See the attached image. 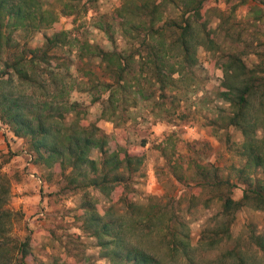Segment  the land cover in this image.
<instances>
[{
    "label": "trees",
    "instance_id": "1",
    "mask_svg": "<svg viewBox=\"0 0 264 264\" xmlns=\"http://www.w3.org/2000/svg\"><path fill=\"white\" fill-rule=\"evenodd\" d=\"M255 1L253 12L260 20L264 0ZM96 2L0 0V122L26 140L37 162L57 167L74 189L84 192L81 230L96 240L101 257L109 264H264V233H257L250 223L245 225L244 239H235L232 248L213 259L197 253H210L231 242L232 227L242 209L264 215V59L249 67L238 53L220 57L223 76L217 95L229 107L226 126L237 128L243 136L236 150L240 163L226 175L213 163L198 164L186 178L210 195L205 200L207 208L211 202L218 206L212 225L201 231L198 246H193L188 225L174 210L172 200L163 203L150 198L145 204L129 200L143 156L131 154L96 127L89 129L85 111L71 101L70 94L85 86L100 90L107 95L101 116L113 121L131 87L130 79L136 81L133 93L144 96L137 79L141 73L150 87H157L161 99L169 90H178L197 65L198 49H219L216 31L205 18L206 0H124L117 11L121 34L129 40L130 47L124 51H104L55 29L59 15L76 22ZM169 7L177 9L178 15L165 17ZM96 27L115 43L110 22L99 19ZM42 28L55 31L44 35L40 47L29 48V39ZM72 50L85 64L98 60L105 79L97 80L94 71L87 83L72 78ZM99 100V95L93 98ZM94 151L98 159L91 158ZM172 169L177 181L184 179L177 172L178 165ZM10 186V179L0 171V264H27L32 257L30 239L10 235L16 218L7 208ZM239 186L241 197L235 200L232 194ZM89 188L110 203L107 209L101 208Z\"/></svg>",
    "mask_w": 264,
    "mask_h": 264
},
{
    "label": "rangeland",
    "instance_id": "2",
    "mask_svg": "<svg viewBox=\"0 0 264 264\" xmlns=\"http://www.w3.org/2000/svg\"><path fill=\"white\" fill-rule=\"evenodd\" d=\"M123 1L97 0L76 22L73 17L59 15L55 29L68 31L71 37L104 51L127 50L129 40L123 38L118 26L121 18L117 11ZM254 6L255 0H206L205 18L216 31L219 49L211 52L200 47L190 79L184 78L178 90H169L165 98L159 97L155 85L150 87L146 83L138 62L133 64L134 71L137 75L141 73L142 78L133 74L144 88V96L133 93L136 81L130 79L131 87L113 121L101 116L102 102L107 95L100 90L85 86L70 94L71 101L85 111L89 129L96 127L100 133L125 145L131 154L143 156L144 162L141 171L134 176V192L129 200L137 204H145L150 198L163 203L172 200L174 210L188 225L193 246H198L201 231L212 225L211 218L218 212V206L211 202L207 208L205 200L210 195L193 183L189 184L186 178L198 164L213 163L226 175L232 166L240 163L236 150L243 136L237 128L226 126L224 118L229 107L217 95L223 76L219 61L228 53L240 54L249 67L264 59V17L257 19ZM177 11L170 8L165 17H175ZM99 19L112 24L115 43L96 27ZM55 29L42 28L35 32L28 47H40L44 35H51ZM70 56V73L77 82L87 83L91 71L95 72L97 80L105 79L98 60L85 64L75 57V50ZM183 82L187 86L182 85ZM98 95L100 100L94 102L93 98ZM91 158H99L97 151L91 153ZM173 164L178 165L177 172L184 177L180 182L172 173ZM0 171L11 182L7 208L16 213L10 235L19 240L30 239L32 257L27 259V264H53L55 261L60 264H109L101 257L96 240L81 230L80 206L84 192L74 189L57 167L37 162L26 140L14 136L1 122ZM240 188L233 191L235 200L241 197ZM88 191L99 198L103 210L109 207L110 203L97 191L90 188ZM248 223L257 233H264L263 213L244 208L236 215L231 242L210 253L201 250L197 253L213 259L223 249L232 248L235 239L245 238Z\"/></svg>",
    "mask_w": 264,
    "mask_h": 264
},
{
    "label": "built area",
    "instance_id": "3",
    "mask_svg": "<svg viewBox=\"0 0 264 264\" xmlns=\"http://www.w3.org/2000/svg\"><path fill=\"white\" fill-rule=\"evenodd\" d=\"M37 181H40V180H37Z\"/></svg>",
    "mask_w": 264,
    "mask_h": 264
}]
</instances>
